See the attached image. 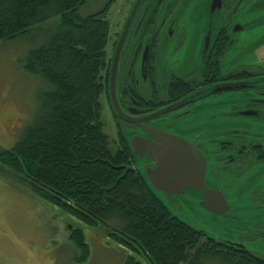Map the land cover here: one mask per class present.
Masks as SVG:
<instances>
[{
	"label": "trees",
	"instance_id": "trees-1",
	"mask_svg": "<svg viewBox=\"0 0 264 264\" xmlns=\"http://www.w3.org/2000/svg\"><path fill=\"white\" fill-rule=\"evenodd\" d=\"M114 1L81 17L88 0H0V42L40 40L20 62L48 87L24 136L0 151V173L90 228L105 223L113 240L134 253L124 264H264L174 216L134 167L123 131L115 141L106 133V15ZM70 240L75 261L87 262L83 229L74 228Z\"/></svg>",
	"mask_w": 264,
	"mask_h": 264
},
{
	"label": "rangeland",
	"instance_id": "rangeland-1",
	"mask_svg": "<svg viewBox=\"0 0 264 264\" xmlns=\"http://www.w3.org/2000/svg\"><path fill=\"white\" fill-rule=\"evenodd\" d=\"M109 1L88 0L80 9L79 15L87 17L95 14ZM190 1L186 0L185 5L189 7L185 12L191 6L201 4L203 15L211 12L207 5L210 0ZM135 2L136 0H116L109 8L106 15L110 22L107 45L109 59L113 60L115 56L120 33ZM57 20L58 18L52 20L50 24ZM256 35L260 36L253 33L250 40L253 41ZM260 39L264 41V34ZM193 40L191 36L188 39L189 52L196 50L190 48ZM39 44L40 40L26 38L0 42V151L12 148L24 136L39 111L41 94L48 89L41 78L29 75L20 62ZM170 52L168 50V55ZM181 56L182 54L178 56L179 61ZM232 56H229L231 63L229 62L228 67L243 61L255 63L254 60L264 58V49L256 53L252 49L250 58L246 60L240 59L239 54L235 53L233 62ZM105 94L102 100L105 131L115 141L118 137V125ZM240 97L239 94L222 96L202 103V107H194L191 114L182 118L175 117L173 112L167 117L178 121L172 127L174 133L189 136L198 134L204 152L209 155L211 140L223 138V132L240 122L247 123L243 116L230 113L233 104H240ZM134 131L135 129L128 128V138L132 137ZM203 140L209 141V144L206 146ZM114 147L117 148L116 145ZM143 161V158L136 156L134 167L148 181ZM211 170L212 162L208 169V183L224 192L230 203L226 214L209 211L203 204L205 196L200 190L189 189L184 194H174L171 197L164 191L153 187L152 190L169 211L182 221L217 240L242 244L264 258V205H259L254 200L255 189L264 182V169L255 167L238 177L224 167L219 169L220 182L211 176ZM8 177L0 173V264H79L75 261L78 250L70 240L74 228L83 229L91 249L90 258L81 264H124L127 257L134 254L113 240L111 230L105 223L102 222L98 228H90L51 203L25 192Z\"/></svg>",
	"mask_w": 264,
	"mask_h": 264
},
{
	"label": "flooded vegetation",
	"instance_id": "flooded-vegetation-1",
	"mask_svg": "<svg viewBox=\"0 0 264 264\" xmlns=\"http://www.w3.org/2000/svg\"><path fill=\"white\" fill-rule=\"evenodd\" d=\"M185 4L186 0H142L140 3L119 59L115 80L118 105L126 115L140 119L188 99L173 112L175 117L182 118L208 100L239 94L240 104H233L230 113L243 116L247 123L240 122L223 132V138L210 141L209 155L205 152L208 169L212 162L211 176L217 181L219 169L224 167L238 177L255 167L264 169V58L228 67L231 54L234 62L235 53L246 60L252 49L254 53L264 49V41L260 39L264 34V0H223L221 8L208 15L201 12L203 4L191 6L188 12L184 11L189 7ZM212 4L213 0L207 3L210 9ZM253 33L260 36L256 35L251 41ZM190 36L194 39L190 44L191 49H196L194 52L188 49ZM168 50L171 51L169 55ZM144 61L146 70L143 69ZM111 65L112 59L105 95L118 129L127 134L131 127L134 133L149 136L143 125L118 117L111 98ZM233 83L242 85L222 87ZM168 115L146 125L173 132L172 127L178 121ZM183 136L195 139L202 148L198 134ZM203 143L207 146L209 141L203 140ZM208 186L217 189L209 183ZM254 200L264 205V182L255 189ZM245 249L249 250L246 246Z\"/></svg>",
	"mask_w": 264,
	"mask_h": 264
},
{
	"label": "water",
	"instance_id": "water-1",
	"mask_svg": "<svg viewBox=\"0 0 264 264\" xmlns=\"http://www.w3.org/2000/svg\"><path fill=\"white\" fill-rule=\"evenodd\" d=\"M222 1L213 0L211 11L214 12L217 8H221ZM141 2L142 0H137L134 4L132 12L124 25L116 47L115 56L112 60L110 89L113 107L120 119L128 123L143 125L149 134V136H145L135 133L132 134V137L128 138L127 136V138L134 156L144 159L143 166L146 168L148 176V181L146 182L151 186V189L153 187L154 189L164 191L170 197L174 194H184L189 189L200 190L205 196L203 204L209 211L216 214H226L230 208V203L224 192L208 186V156L199 146L198 142L195 139L186 138L160 127L146 125V123L158 117L174 112L188 99H183L140 119L126 115L118 105L115 92V80L119 59L130 25L138 12L137 10ZM208 40L209 35L207 37V44ZM145 61L143 66L144 70L147 69ZM233 85L234 87L240 86L242 83L226 84L222 87L227 88ZM195 96L196 94L190 98ZM153 192L155 193L154 190ZM236 245L240 248H245L242 244L239 245L236 243Z\"/></svg>",
	"mask_w": 264,
	"mask_h": 264
},
{
	"label": "bare ground",
	"instance_id": "bare-ground-1",
	"mask_svg": "<svg viewBox=\"0 0 264 264\" xmlns=\"http://www.w3.org/2000/svg\"><path fill=\"white\" fill-rule=\"evenodd\" d=\"M191 1H192V0H191ZM191 1H190V2H191ZM200 1H201V0H200ZM164 2H166V1H164ZM166 3H167V2H166ZM204 3H205V2H204ZM184 6H185V5H184ZM186 6H188V5H186Z\"/></svg>",
	"mask_w": 264,
	"mask_h": 264
}]
</instances>
